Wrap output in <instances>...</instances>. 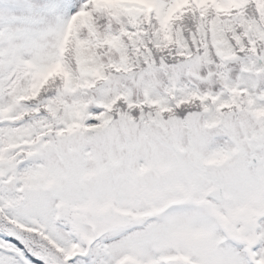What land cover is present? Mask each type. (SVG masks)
<instances>
[{
    "label": "snow or ice",
    "instance_id": "6c2138e0",
    "mask_svg": "<svg viewBox=\"0 0 264 264\" xmlns=\"http://www.w3.org/2000/svg\"><path fill=\"white\" fill-rule=\"evenodd\" d=\"M0 264H264V0H0Z\"/></svg>",
    "mask_w": 264,
    "mask_h": 264
}]
</instances>
